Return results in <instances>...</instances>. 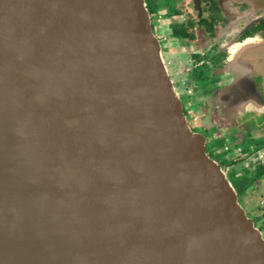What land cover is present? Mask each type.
<instances>
[{"label": "water", "instance_id": "obj_1", "mask_svg": "<svg viewBox=\"0 0 264 264\" xmlns=\"http://www.w3.org/2000/svg\"><path fill=\"white\" fill-rule=\"evenodd\" d=\"M238 61L264 87V38ZM0 264H264L145 0H0Z\"/></svg>", "mask_w": 264, "mask_h": 264}, {"label": "flooded vegetation", "instance_id": "obj_2", "mask_svg": "<svg viewBox=\"0 0 264 264\" xmlns=\"http://www.w3.org/2000/svg\"><path fill=\"white\" fill-rule=\"evenodd\" d=\"M145 4L189 127L204 136L206 153L230 182L241 180L246 170L247 189L236 191L237 198L252 196L264 204V109L240 110L245 96L238 95L242 89L256 91L264 102L262 77L250 74V86L245 69L236 68L239 62L229 68L243 43L264 38V8L236 0H145ZM210 130V136L204 133ZM214 141L220 145L212 146L211 152ZM253 218L258 225V216Z\"/></svg>", "mask_w": 264, "mask_h": 264}, {"label": "rangeland", "instance_id": "obj_3", "mask_svg": "<svg viewBox=\"0 0 264 264\" xmlns=\"http://www.w3.org/2000/svg\"><path fill=\"white\" fill-rule=\"evenodd\" d=\"M239 64L237 65V70L240 71V72H243V65L240 63V61H238ZM250 76V74H245L244 78H245V81H247V83L251 86L252 85V80L251 82L248 81V77ZM252 76V75H251ZM249 86V87H250ZM248 88V86H246ZM186 98H183V105L185 106L186 105ZM248 105L240 108V110L242 111H245V110H248ZM213 130H210L209 132H205L204 133L208 136L211 135V133ZM217 145H220V142H217V141H214L213 144L211 146H209L208 150H210L211 152H213L214 150V147L217 146ZM248 144H244L242 146L246 147ZM214 146V147H212ZM252 196H244V198L242 196L238 197V201L239 203L243 206V208L245 209V212L248 216H250L253 220H255V218H253L254 216H258V219H257V224L260 225L262 224L263 222V219L262 217L264 216V204L261 203V198H257V199H251L249 198ZM254 215V216H253ZM263 237H264V233L262 234Z\"/></svg>", "mask_w": 264, "mask_h": 264}, {"label": "trees", "instance_id": "obj_4", "mask_svg": "<svg viewBox=\"0 0 264 264\" xmlns=\"http://www.w3.org/2000/svg\"><path fill=\"white\" fill-rule=\"evenodd\" d=\"M231 184L233 185V187L235 188V190L237 192L243 193L247 189V185H248L246 170H245L244 176L241 178V180H239V178L232 179ZM255 226H257L260 230L263 229V224L262 225H255Z\"/></svg>", "mask_w": 264, "mask_h": 264}, {"label": "clouds", "instance_id": "obj_5", "mask_svg": "<svg viewBox=\"0 0 264 264\" xmlns=\"http://www.w3.org/2000/svg\"><path fill=\"white\" fill-rule=\"evenodd\" d=\"M246 101H242L241 103H245Z\"/></svg>", "mask_w": 264, "mask_h": 264}]
</instances>
